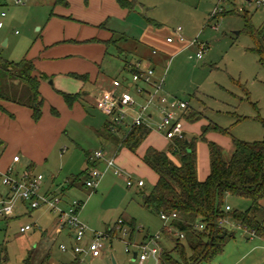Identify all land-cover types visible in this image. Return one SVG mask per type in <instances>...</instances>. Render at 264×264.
I'll return each instance as SVG.
<instances>
[{
	"label": "rangeland",
	"instance_id": "rangeland-1",
	"mask_svg": "<svg viewBox=\"0 0 264 264\" xmlns=\"http://www.w3.org/2000/svg\"><path fill=\"white\" fill-rule=\"evenodd\" d=\"M23 1L25 5L17 3L16 0H0V22L3 23V27H0V55L15 62L23 58L34 61L37 71L40 72L39 75L46 70H56L46 73L47 77H42L45 89L41 91V94L44 101L42 111L48 110L53 116L51 120L53 121L54 118L58 120L57 125L52 124L51 120L45 117L36 127L38 129L36 132L34 123L41 118L35 120L31 116H22L20 124L24 131L22 132L24 137H22L26 142L30 141L31 135H35L34 151L35 155L41 159H36L37 165L34 172L35 175L41 174L44 177L39 193L45 194V189L51 183L52 177L56 176L55 194L65 201L66 199H82L85 204L79 214L80 220L90 231L109 235L103 240L105 248L102 255L91 257L86 254L81 256V260L78 259L76 264H139L137 259H133V255L139 250L136 244H139L147 234L149 236L159 234L162 249H170L175 242L173 243L170 238L162 234L165 222L159 215L142 206L144 193L150 192L156 182L155 172L138 157V154L143 152L147 140L138 147L139 152L138 149L134 153L123 148L119 156L117 155L116 168L121 170L122 175L115 174L113 167L106 169L105 159L115 158L109 142L99 138L87 125L90 118L82 122L65 113L64 108L69 109L72 106L65 101L62 95L64 91L58 89L54 83L58 71H66L60 74L73 83H78L80 79L74 77L73 72H68L83 70L85 65H82L87 62H91L94 66H97L96 62H103V72H107L110 76L115 75L123 66L122 60L117 55L118 50L113 45L108 46V54L102 59L79 53L86 52L88 46L91 52L100 47L103 50L105 42L94 39L95 37L78 40L62 37L56 43L46 45L45 39L49 40V38L45 37L47 36L45 29L53 15V0ZM131 1L135 6L119 7L128 11V17L118 15L115 10V16L122 20V23L118 21L119 25L116 26L122 28L121 30L128 35H136V38L148 28L149 33L155 36L153 46L159 50L158 55L168 54L166 58L163 57L162 64L157 67V74L165 73L164 88L167 94L187 102V108L179 112L184 111L186 115L193 112L191 118L197 116L192 120H182V124L187 128L188 138L199 137L203 125L209 123L228 128L230 134L210 132L205 135L208 140L222 143L225 159H229L233 154L232 137L247 141L261 140L264 136V126L260 121L261 118L264 119V66L254 51V40L245 28L242 15L247 13L254 26L261 27L264 22V13L258 10L255 4L247 5L245 0H236L237 8L245 6V12L239 10L231 12L230 6L225 4L227 0L223 3L221 0ZM221 3L224 4L227 13L215 19L216 21L210 22L213 10ZM3 11L6 13L5 17L1 16ZM110 17L106 20L107 28L110 24L113 25V22L109 24ZM55 18L69 20L65 17ZM214 23L217 24L215 28ZM77 24L81 23L77 22ZM56 25L63 30L68 27L62 21L57 22ZM99 27L102 26L99 25ZM178 27L182 29L181 35L184 37V42L180 41L177 35ZM169 36L175 38L173 43H167L166 39ZM194 40L196 44L191 45L190 43ZM202 44L206 48L202 57L199 58L197 52ZM56 49H64L69 53L51 54L55 56L54 58L48 56L50 51L54 53ZM68 86L65 87L68 90L73 89V94L81 91V89H74L76 85L70 87L68 84ZM93 88L90 84L85 86L84 90L90 93L82 105L103 123V120L108 117L95 108L96 92L92 91ZM131 92L136 97L134 91ZM53 107L59 111L58 116L50 111ZM0 111L6 113L8 117H13V113L8 110L0 109ZM237 116L246 117V119L238 121ZM125 123H123L124 126ZM151 128L153 133H156L155 124H152ZM45 129L47 133L44 132ZM123 129L124 132L119 135L121 139L129 130L128 127ZM0 130L5 132V135L3 133L0 135V140L5 145H9V152L13 150L11 155L14 151L18 152L24 164L28 155L15 144L16 138H21L19 130L11 129L6 120L0 121ZM5 130H9V135ZM42 131L43 134L39 140L38 136ZM156 135L159 134L156 133ZM214 136L217 139H214ZM198 142L207 149V142L203 140ZM101 149L106 154L105 159H99L100 162L98 160L97 163L88 159L87 154L93 155L96 150ZM175 160L179 162L178 157H175ZM207 162L209 166L208 154ZM91 168L104 171L96 188L85 184L88 177L86 170ZM75 176L79 178L74 182L77 186L71 188L67 181L74 180ZM127 176L141 178L145 185L140 188L135 185L128 187L125 182ZM4 187L6 186H0V190L5 189ZM226 202L231 208L240 210H245L251 205L249 199L233 196H229ZM15 206V212L9 218L0 217V258L4 260L2 264H25L29 255H32L33 264H42L44 261V264H68L74 260V258L69 260L70 253L61 252L59 249L61 241L68 243L66 239L56 236L57 240L54 241L51 236H44L46 229H52L51 223L55 220V215L49 208L41 206L32 209L27 201L17 202ZM258 216L264 219V211L259 212ZM121 218L128 221L132 218L136 220L134 230L130 224H126L128 231L126 236L122 231L115 230V225ZM32 224L37 226L26 232L20 231L21 227ZM225 225L234 229V238L225 243L221 253L209 261L205 260L198 264H264V238L251 235L230 220L225 222ZM113 230L114 232L110 234ZM128 242L132 244L128 245ZM126 248L130 251H126ZM144 264L160 263L159 259L149 255Z\"/></svg>",
	"mask_w": 264,
	"mask_h": 264
},
{
	"label": "trees",
	"instance_id": "trees-1",
	"mask_svg": "<svg viewBox=\"0 0 264 264\" xmlns=\"http://www.w3.org/2000/svg\"><path fill=\"white\" fill-rule=\"evenodd\" d=\"M118 2L122 7L133 6L130 0ZM57 3L67 4V1L57 0ZM226 13L225 11L220 16ZM242 17L247 32L254 40V51L264 66V25L254 26L246 13ZM117 41L118 39L112 38L106 45L118 47ZM118 51L120 55L123 53L119 47ZM129 65L130 62L126 66L128 70L136 71ZM73 76L83 81H87L89 77L87 74L77 73ZM42 77L44 75L35 74L33 61L23 58L14 62L0 55V99L30 107L35 120L42 116L44 101L39 90ZM62 95L69 106L80 96L79 93L65 92H62ZM52 110L58 114L55 109ZM192 114L193 112L184 118L191 120ZM237 117L238 121L246 119ZM260 121L264 126V119L261 118ZM104 130L108 137L118 140L116 132L120 129L114 132L107 123ZM150 131L145 124L132 126L120 142L121 147L135 153ZM210 131L230 134L228 128L209 123L202 127L199 137L187 139L184 133L183 138L171 140L167 151L150 146L142 156V161L158 176L153 189L144 193L143 206L158 215L176 213L177 219L172 223L185 235L184 239H180L167 233L175 244L170 250L162 252L160 264H198L211 260L221 253L225 243L235 236L234 229L223 223L225 219L255 236L264 238V219L258 216L259 212L264 211V136L261 140L254 141L232 137L234 151L229 159H225L223 148L206 138L205 135ZM198 140L207 142L210 153V173L204 181L199 180L197 173ZM171 155H179L180 163H176ZM93 169L86 170L88 177ZM77 179L78 176H75L70 186L74 185ZM229 196L249 199L251 205L245 210L231 207L227 210L226 199ZM200 223L204 225L202 229L196 227V224ZM130 225L135 227L133 221ZM162 231L165 232L164 229ZM77 260L78 258L68 264H76ZM3 262V258H0V264ZM44 263L45 261L42 264ZM25 264H33L32 255H29Z\"/></svg>",
	"mask_w": 264,
	"mask_h": 264
},
{
	"label": "crops",
	"instance_id": "crops-1",
	"mask_svg": "<svg viewBox=\"0 0 264 264\" xmlns=\"http://www.w3.org/2000/svg\"><path fill=\"white\" fill-rule=\"evenodd\" d=\"M21 1H22V3H19V4H23V5L26 4L25 1H23V0H21ZM66 1H67V4H65V3H57V0H53L52 1V4L54 5V8L52 10V14L53 15L51 16V19L49 20V23L47 24V28L45 29V35H47L45 37L49 38V40L45 39L46 45L54 44L58 40H60L62 37H66V38H69V39H76V40H78L80 38L91 39V38L95 37L94 39H98L99 41L105 42V44H103V46H104L103 50H101V47H100L99 49L92 50L93 52H91V50L89 51V46H88V50L86 52L83 51V52H79V53H82V54H85V55H88V56L94 57V58L96 57V59L97 58L98 59H102L103 57H105L108 54V49L109 48L106 45V42L109 41L112 38H115V39H118L117 46L119 48H121V50L123 51V53L121 55L119 54V51L117 53L118 57H120V59L123 62V66L121 68L122 70L121 69H119V71L117 70L118 72L115 75H113V76H110L107 72H103L104 71V69L102 67V63L103 62L102 63L101 62L100 63L96 62L97 66H94V64H91V62H89V63L87 62V63H83L82 66L85 65V67H86L88 65L86 68L85 67L82 68L83 70H70L68 72V73L73 72V73L82 74V75L83 74H87L89 76L87 81H83V80L80 79L78 81V83H73V81H71L69 78L63 77V75L60 74V73H66V71H64V72L58 71L57 72L58 75L55 76V78H54V83H56L58 89L64 91L65 93L73 94L72 93V91H74L73 89L72 90H68L65 87V86H68V84H70V87H73V86L76 85V88H74V89H81V91L76 92V93L80 94L78 100H76L74 102V104L72 105L71 108H69V109L64 108L65 109L64 111H65V113L68 114L69 117H71L73 119L75 118V119H77L79 121H82V122L85 121V119L90 118L87 125L91 128V130L94 131V133L99 138H103V139H105V140H107L109 142V144H110V146L112 148L111 151L113 150L114 154H115L114 155L115 156V165L117 167L118 166V164H117L118 158L117 157L119 156L120 151L124 148V147H121V145H120V142L122 141V139L120 138L119 135L124 132V129H123L124 127L125 128L128 127V129H129V127H130L129 125L131 124V120H132V117H133V115H134V113L136 111L137 105H136V107L134 109L129 110V113L127 115V119L125 121L126 122L125 126L123 124H121L117 128V130L120 129L119 132L114 131V132L117 133L118 137L120 138V139L118 138V140H116V139L111 138L110 136L108 137L105 134V130H104L105 129V125L107 123H109L110 116H108L106 113H104L103 111L98 109L97 106H96V102L101 97V95L103 94L104 91L115 89V93L116 94H119L120 92H124V91H128V92H130L132 94L131 91L133 90L135 95H136V97L133 94L132 95L134 96V98L136 99L138 104L142 103L145 100L146 96L139 95V94H137L135 92V89H134L135 85H134V83L132 82V79H131L132 71L128 70L129 68L128 69L126 68L127 63L128 62L131 63V62L137 61V60L141 61V63H142L141 66L142 67H152L155 70L156 76L158 78H160V77L164 78L165 77V73L159 74V75L157 74V67L160 64H162V62L164 60L163 57L168 56V54L163 52L164 55H162V56L158 55L159 54V50L156 47L153 46L154 43H155V36L149 33V29L148 28H146L142 34L138 35L137 36L138 38H136V35H134V34L133 35H128L127 32L124 33L123 30H121L122 28H118L116 26V25H119L118 21H120V23H122V20L119 17L115 16L116 15L115 14V10L117 11L118 15H123L125 17H128V13H127L128 11L125 10V9L119 8V7H122V6L118 2V0H66ZM224 1H222V3ZM16 2H17V0H16ZM225 2H226L225 3L226 5L230 6V11L231 12H236L238 10L245 12V6L237 8L236 0H227ZM222 3L220 5L224 8V4L222 5ZM245 3L247 5L255 4L256 8L258 10H261L264 13V11L256 5L255 0H245ZM133 6H135V5L133 4ZM122 8H129V7H122ZM225 11H226V8H224V12ZM3 13H5V12L4 11L1 12V16L5 17L6 13L5 14H3ZM109 16H111L110 20H109L110 21L109 24L111 22H113V25L110 24L111 26L109 25V27L107 28L106 20H107V18ZM55 17H60V18H64L65 17V18L71 20L74 23H70L69 20H60V19L55 18ZM114 17H116V18H114ZM49 18H50V16H49ZM124 19H126V18H124ZM54 20H56V23L57 22H61V21L65 22V24L68 27H65L64 30L62 28L60 29L56 25V23H54ZM151 21H153V20H151ZM77 22H80L81 24H77ZM99 25H101L103 28L99 27ZM103 25H105V26H103ZM263 25H264V22H263L262 26ZM2 27H3V25H2ZM75 37H77V38H75ZM169 37H171V36H169ZM79 41H81V40H79ZM173 42H169L167 40V43H173ZM111 46H112V44H111ZM118 47H116L117 50H118ZM50 50H52V49H50ZM64 53H69V51H66L64 49H56V50H54V53L52 51H50V54L48 56H52L51 54L63 55ZM54 57L55 56H52L51 58H54ZM103 61H104V59H103ZM34 64H35V74L40 76L39 75L40 72L37 71L36 63L34 62ZM45 64L48 65L47 63H45ZM44 65H42V66H44ZM53 71H56V70H53V69L46 70L45 73L41 72L42 73L41 75H44L45 77H47L46 73H52ZM125 71H126V73H125ZM62 78H64V79H62ZM87 84H90L91 87H94L92 91L96 92L95 93V108H97L101 112V114H103L104 116L108 117V119L105 118L103 120V123L100 122L101 120H99V118L97 116H95V115L92 116L86 110V107L82 105L83 101H85L87 99V97L89 96V93H90V91H85L84 90V88H85V86ZM95 86H98L99 88L95 87ZM164 86H165V78H164ZM164 86H163V89H164L163 90V94L168 99H170V100L178 99L177 97H174V96H171V95L167 94L165 92ZM43 89H45V85H44L43 80L41 79L40 80V88H39L40 92ZM179 100H181V99H179ZM181 101H184V100H181ZM0 109L4 110V111L8 110V112L13 113V117H8V115L6 113H3L2 111H0V121H5L6 120L8 122V124L10 125L11 129H18L19 130V134L21 135L20 136L21 138L20 139L16 138L15 144L18 147H21L24 150V152L27 153V155H28V158H27L28 160L26 159V162H24V164H22L23 158L18 154V152L14 151V153L11 155V152L13 150L11 152H9L10 151L9 150V145H5V143L0 140V170L4 172V171H6L8 169V167L12 166L14 168V173H15L16 176H21L24 173H28L32 177L36 176L35 172H34L35 171V167L37 165L36 159H41V157H37L35 155L36 154V152L34 151L35 150V147H34V145H35V142H34L35 135H31L30 141L26 142L25 139L23 138L24 137V135L22 133V132H24L23 131V127H20V124L22 123V121H21L22 116H24V117L25 116H29V117L31 116L32 117V109L30 107L25 106V105L18 104L16 102L9 101V100H3V99H0ZM52 109H55V111L58 114H56ZM50 111L53 112L56 116L59 115V111L56 108H54V107L51 108ZM179 111L180 110H178L177 114L182 116L183 119H185L184 118L185 116H188V115H186V112H184V111L183 112H179ZM62 116L63 115H61V117ZM45 117L47 118V120L50 121L53 116L50 115L48 110L47 111L45 110L44 112L42 111V116H41L40 121L34 123V126H33L34 130H36V132L38 131V129L36 127L41 122V120H43V118H45ZM195 118H197V116L194 117V118H191V120L195 119ZM47 120H45V121H47ZM159 120H160V114L156 110L151 111V113L148 115V120L145 123V125H147L151 129V131H150L149 135L145 139V141L147 140V142L145 144L143 152L138 154V157L141 160V162H143L142 161V156L144 155V153L147 150V148L150 147V146L155 147L158 150H163V151H167L168 150V147H169V144L171 143V140H169L163 133L157 131L156 126H157V123L159 122ZM54 121L56 123H54ZM57 122H58V120H56L55 118H54L53 121L51 120V123L54 124V125H57ZM152 124H155L156 133L159 134V135H156V133H153L152 128H151ZM203 126H205V125H203ZM183 127H184V125H183ZM9 130H5L6 133L8 132L7 133L8 135H9ZM184 130H185V137H187V139H189L188 136H187V128L184 127ZM128 131H127V133H128ZM44 132L47 133V130L45 129ZM210 132L219 133V132H216V131H210ZM210 132H208V133H210ZM2 133H3V135H5V132H2L0 130V135H2ZM42 134H43V131L38 136L39 140L41 139V135ZM219 134H222V133H219ZM214 139H217L216 136H214ZM217 143L223 148L222 143L220 141H217ZM232 148H233V151H234L233 141H232ZM136 152H137V150H136ZM138 152H139V149H138ZM207 154H208V157H209V166H208V162H207ZM15 156H19L20 160L18 162H15L13 160ZM87 157H88V159H90V161H92L94 163L98 162V160L93 159V155H91V154H87ZM175 157H178L179 162L175 160ZM171 158L176 163H178V164L180 163V156L179 155H171ZM105 160L107 161V159H105ZM205 160H206V162H205ZM99 162H100V160H99ZM205 163H206V166H205ZM106 169H108L107 168V162H106ZM197 173H198V178L201 181H204L208 177V175L210 173V153H209V148L207 147V149H205L204 145L203 144H199V142H197ZM43 179H44V177H43ZM133 179H134V182H135L134 185L136 187L140 188V187H143L145 185V182H144L143 186H139L138 183H137L139 180H143V179H141V178L140 179L133 178ZM157 179H158V176L156 174V181H157ZM70 182L67 181V184H68L69 187L73 188V187L77 186L75 184L70 186ZM55 185H56V176H53L51 183L48 184V186L45 189V194L44 195L57 196L55 194V190H54ZM0 186L3 187L4 185L0 184ZM41 187H42V184H41ZM41 187H40V189H41ZM4 188L5 189L0 190V197L3 196V195L8 194L10 192L9 188L7 186L4 187ZM74 200H77V199H73V200H70V199L67 200L66 199V201L64 199H61V201H62L61 204H62L63 207H68ZM20 201L21 202H26V201H22V200H19L18 202H20ZM77 201H80L82 203V206H81L80 211H79V214H80V212H81V210H82V208H83L85 203H84V201L82 199L77 200ZM142 206H143V200H142ZM14 212H15V210H14ZM6 218H9V217H6ZM121 219H123V218H121ZM123 220H124V225L125 226H126L127 223L130 224L133 221L135 223V227H136V220L134 218H132L130 221H128L127 219H123ZM55 221H56V217H55L54 222L51 223L52 229L51 230L49 228L46 229L45 233H44V236H48L49 235V236H51V239H54V241L57 240V239H55L56 236L57 237L61 236V238L64 239V240L66 239L68 241V243H65L63 241H61V243H65L69 247V251H67L68 253L71 254V258L69 260H71L73 258H74V260H71L72 262H74L76 258L81 260V257L74 256L73 253L70 250L71 246L73 245V238L69 235V231L68 230H64L62 233H58L56 231V229H55ZM51 226H50V228H51ZM135 227L134 228L132 227V229L134 230ZM34 228H32V229H34ZM32 229H30V230H32ZM164 231L165 232L162 231V234H164L166 237L171 239V236L167 235V232H166L165 229H164ZM113 232H114V230L111 231L110 234H112ZM88 234H90V235H88ZM123 235L126 236L125 234H123ZM149 237H150L149 234H147L140 243L148 240ZM91 239H92V233L89 232V233L86 234V236H85V238L83 240V244L87 245L91 241ZM131 239H132V235H131ZM61 243H59V245ZM59 249H60V247H59ZM170 249H168V250H170ZM163 251H167V250H163ZM64 253H66V252H64ZM136 253H137V255H136L135 259H137L139 261L138 252H136ZM85 255L86 254H84L83 256H85ZM161 255L158 256V257H156V256H153V257H155L156 259H159V263H160L161 262ZM133 257H134V255H133ZM77 262H78V260L76 261V263Z\"/></svg>",
	"mask_w": 264,
	"mask_h": 264
},
{
	"label": "built area",
	"instance_id": "built-area-1",
	"mask_svg": "<svg viewBox=\"0 0 264 264\" xmlns=\"http://www.w3.org/2000/svg\"><path fill=\"white\" fill-rule=\"evenodd\" d=\"M224 1V0H221ZM256 5L264 11V0H255ZM17 3H22L21 0H17ZM224 12V8L219 4L213 10L210 22L217 20L220 14ZM5 14V13H3ZM215 20V21H216ZM3 23L0 22V27ZM216 23L213 27H216ZM181 27L177 29V35L180 41L184 42V37L180 34ZM169 42L175 40L174 37H168ZM191 45H195L196 41H192ZM205 45L202 44L199 47L197 56L202 57V53L205 49ZM141 61H133L130 63V67L135 68L136 71L131 73V79L134 83L135 92L139 95L146 96L145 100L138 104L134 96L128 92L115 93V89L104 91L101 97L97 100L96 106L98 109L110 116L109 127L112 131H116L117 128L123 124L129 113V110L134 109L137 105L136 111L132 117L129 129L134 125L145 124L148 120V115L151 111L156 110L160 114V120L157 123V131L163 133L169 140L175 138L184 137V127L182 124L183 117L177 114L178 110L186 109L187 102L181 101L179 99H168L163 94L164 78H158L156 72L152 67H142ZM105 159L104 150H96L93 154V159ZM15 162L20 160L19 156H15L13 159ZM107 168H115V174L122 175L121 170L116 168L115 158L107 159ZM104 171H99L94 168L90 172V176L86 180V186L91 188H96L99 179L103 176ZM43 181V175L38 174L36 176H31L28 173H24L21 176H16L14 173V168L12 166L8 167L6 171L0 170V184L7 186L9 188V193L0 197V217H9L14 213L15 205L19 200L27 201L30 203L32 209H37L41 206L49 208V210L55 215V229L58 233H62L64 230L69 231V235L73 238V245L71 246V252L75 256H83L84 254H89L92 257H98L102 255L105 245L103 240L109 235L107 233L92 232L89 230L87 225H85L79 218V211L82 206L80 201L74 200L68 207L62 206L61 198L58 196L42 195L39 193L40 187ZM125 181L128 187L134 185V179L130 176L125 177ZM139 186L144 185L143 180H139ZM226 209L229 210L230 206L227 205ZM161 219L165 222L164 229L169 235L173 237L184 239L185 235L172 223L174 219H177V214L172 213L170 215L161 213ZM228 222L227 219L223 223ZM35 225H25L21 227V232L28 231L34 228ZM196 227L202 229L203 224H196ZM240 227V226H239ZM115 229L120 230L123 234L127 235L128 231L124 225V220L119 219L115 225ZM92 233V239L87 244H83V240L87 233ZM254 235L253 233H250ZM132 244L128 242V245ZM138 247V258L139 264H144L149 255L160 256L163 249L160 245V235L150 236L148 240L136 244ZM62 252L69 251V247L65 243L59 245ZM127 251H130L126 248ZM141 252V253H139Z\"/></svg>",
	"mask_w": 264,
	"mask_h": 264
},
{
	"label": "water",
	"instance_id": "water-1",
	"mask_svg": "<svg viewBox=\"0 0 264 264\" xmlns=\"http://www.w3.org/2000/svg\"><path fill=\"white\" fill-rule=\"evenodd\" d=\"M136 255H137V253L135 252V253H134V257H133V259H135V258H136Z\"/></svg>",
	"mask_w": 264,
	"mask_h": 264
}]
</instances>
